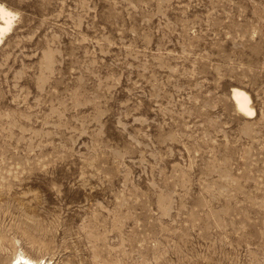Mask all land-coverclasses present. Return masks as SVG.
I'll return each instance as SVG.
<instances>
[{"label": "rangeland", "instance_id": "1", "mask_svg": "<svg viewBox=\"0 0 264 264\" xmlns=\"http://www.w3.org/2000/svg\"><path fill=\"white\" fill-rule=\"evenodd\" d=\"M0 3V264H264V0Z\"/></svg>", "mask_w": 264, "mask_h": 264}, {"label": "bare ground", "instance_id": "2", "mask_svg": "<svg viewBox=\"0 0 264 264\" xmlns=\"http://www.w3.org/2000/svg\"><path fill=\"white\" fill-rule=\"evenodd\" d=\"M17 14L6 5L0 3V43L3 37L8 33L14 25V21ZM232 99L235 103L236 108L247 118H253L255 115V109L251 104L250 94L242 88L234 87L232 90ZM17 261L16 264H53L48 260L35 259L23 251L17 253L15 258L11 261Z\"/></svg>", "mask_w": 264, "mask_h": 264}]
</instances>
